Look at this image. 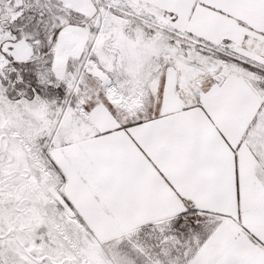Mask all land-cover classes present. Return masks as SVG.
I'll list each match as a JSON object with an SVG mask.
<instances>
[{"label": "snow or ice", "instance_id": "snow-or-ice-1", "mask_svg": "<svg viewBox=\"0 0 264 264\" xmlns=\"http://www.w3.org/2000/svg\"><path fill=\"white\" fill-rule=\"evenodd\" d=\"M0 264H264V0H0Z\"/></svg>", "mask_w": 264, "mask_h": 264}]
</instances>
